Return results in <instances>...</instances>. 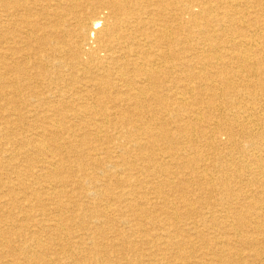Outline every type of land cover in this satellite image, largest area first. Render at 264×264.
Instances as JSON below:
<instances>
[{"label": "bare ground", "instance_id": "6f19581e", "mask_svg": "<svg viewBox=\"0 0 264 264\" xmlns=\"http://www.w3.org/2000/svg\"><path fill=\"white\" fill-rule=\"evenodd\" d=\"M0 93L17 112L15 121L21 120V110L37 113L44 118L39 136L52 138L48 145L42 138H29L31 150L16 148L26 161L65 152L81 171L85 161L111 165L126 175L116 180L121 183L118 193L96 182L81 193L97 202L105 199L95 229L84 224L77 235L62 233L79 236L76 248L85 251L81 260L264 264V0H0ZM24 99L20 109L14 105ZM49 111L61 122L64 114L58 113L70 111L100 116L102 123L94 120L81 128L68 122L62 128ZM17 122L12 124L19 127ZM72 132L79 138L73 139ZM19 145L26 147L25 142ZM46 160L42 156L41 161ZM53 168L43 174L54 176ZM60 182L66 188V182ZM143 182L150 186L140 189ZM149 193L155 201L149 200ZM73 196L68 198L75 203ZM110 197L114 201L108 202ZM61 203L55 206L60 212L53 228L57 239L63 237L57 231L64 223L76 221ZM85 203H76L77 209L89 207ZM122 222L129 224V232L121 231ZM23 229L16 227V236L23 237ZM111 229L113 237L107 238ZM31 233V240L40 236ZM87 236L90 247L82 245ZM60 249L71 260L68 264H75L80 254ZM125 250L139 251L144 259H127ZM112 252L119 255L110 256ZM22 253L25 261L15 263H52L27 249ZM165 254L172 257L168 263Z\"/></svg>", "mask_w": 264, "mask_h": 264}, {"label": "rangeland", "instance_id": "374dc122", "mask_svg": "<svg viewBox=\"0 0 264 264\" xmlns=\"http://www.w3.org/2000/svg\"><path fill=\"white\" fill-rule=\"evenodd\" d=\"M0 133L1 135L0 136H7L6 139L5 138H2L0 137V264H14L16 261L14 260H17L18 263L20 262H24L25 259H26V256L21 252L24 249H27L28 251H30L32 253L33 250L31 249H34L33 253L36 255V256H39L40 258H42L43 260H48L47 263H51V260H52V263L51 264H54L55 260L58 262H62L64 264H68L71 260L66 256H62L61 254V247H66V248H69L72 252H78L80 254L76 256V258H74V261H75V264H88L87 261L85 260H81L80 258L84 257L82 255H85V251L83 250H79V248H76V242L78 240V237L79 236H74V237H69V236H65L63 235L62 233L63 232H69V231H73L75 233V235H77L78 233H80L82 230H80L82 227H84V224L88 225L89 227H92V230L95 229L94 226H97L99 225L98 222H97V217H98V211H100L99 206H101L104 202H105V199L102 200V203L101 202H97L98 199H95L93 197H83L82 194H86L87 191L90 190V187L92 189V186L94 184H92V182H96L95 185L98 187L100 185H103L104 186V190L106 189L109 193L110 192H114V193H118L119 189H120V186H121V183L119 181L121 180H124L123 178L126 177L125 173L123 171H117L118 169H116V167H110L109 166H106L105 164H95V165H89V164H86V162L84 161L83 164L85 166V170L84 171H81L80 168L77 166V164L71 162L72 159L71 157L69 156V154L63 152V153H60L57 154V155H53L50 153V157H48L47 153L42 155L43 157H46L47 156V160L46 162H42L41 161V158L42 156H37V158L39 159H34V160H29V161H26L25 158H23V155H19V154H16V152L18 151H25L29 148V150H31L33 147L32 145H30L27 140L29 138H33V139H38V138H42L39 136V134L41 132L40 129H42V120L44 118H42V116H38L37 113H34V112H24L21 110L22 112V117H21V120H19V122L15 121L17 119V112L16 111H11L9 109V107L11 106V104H7V101L5 99H3L4 97L6 96H2L3 94L0 93ZM3 97V98H2ZM2 98V99H1ZM25 102V99L24 100H16L15 102V106H17L18 108L22 107L23 104ZM18 103V104H17ZM5 105V106H4ZM19 108V109H20ZM9 111L11 113H9ZM65 113H58V114H64L63 118V122H61L59 120V116H56V115H51V111L47 112V114H50V118H55L57 120L60 121V127H64V125H66V123L68 122H72L74 124V127H85V125H89L90 122H93L94 120H96V122H100L102 123L101 121V117L100 116H90L87 114H73L71 113L70 111H64ZM68 112V113H67ZM8 114V115H7ZM11 114L13 116H11ZM6 117H4V116ZM10 115V116H9ZM31 115V116H30ZM69 115V116H68ZM85 115V116H84ZM30 116V117H29ZM56 116V117H55ZM90 116V117H89ZM10 117V118H9ZM58 117V118H57ZM76 117V118H75ZM80 117V118H79ZM84 117V118H83ZM87 120H91V121H87ZM98 117V118H97ZM100 117V118H99ZM3 118V119H2ZM26 120H25V119ZM66 118V119H65ZM73 118V119H72ZM93 118V120H92ZM97 118V119H96ZM35 119V120H34ZM81 119V120H80ZM84 119V120H83ZM17 122V124L19 125V127L16 125V124H12L14 122ZM23 121V122H22ZM21 122V123H20ZM74 122H77V123H74ZM6 123V124H5ZM8 123V124H7ZM10 123V124H9ZM65 123V124H64ZM87 123V124H86ZM2 124V125H1ZM22 124V125H21ZM25 124V126H24ZM35 126L37 127V129L35 130ZM41 126V127H40ZM34 127V128H33ZM20 128V129H19ZM12 131H10V130ZM16 129V130H15ZM1 130H3V132H1ZM40 130V131H39ZM16 131V132H15ZM19 131V132H18ZM70 132V131H68ZM24 133V134H23ZM39 133V134H38ZM72 138L73 139H77L79 138L78 135L74 132H72ZM65 134V133H64ZM70 134V133H69ZM75 134V135H74ZM10 135V136H9ZM29 135V136H28ZM12 136V137H11ZM27 136V138H26ZM34 136V137H33ZM50 137V138H48ZM55 138V137H54ZM53 138V139H54ZM57 138V137H56ZM43 139V138H42ZM51 141V136H45V142L46 144L48 145ZM11 140V141H10ZM18 140V141H17ZM26 140V141H25ZM14 141V142H13ZM19 141L20 143H26V147L23 146V148H19L21 147L19 144ZM49 142V143H48ZM5 143V144H4ZM75 143V142H74ZM13 145V146H12ZM16 145V146H15ZM30 145V146H29ZM14 147V148H13ZM76 147L77 149H80L81 146H74ZM19 149L17 150L16 152H14L15 149ZM51 147H49L50 149ZM13 149V150H12ZM3 150V151H2ZM9 151V152H7ZM11 151V152H10ZM209 152L212 154V150H209ZM55 153V152H54ZM6 154V155H5ZM66 154V155H65ZM17 155V156H16ZM63 155V156H61ZM65 155V156H64ZM9 156V158H8ZM13 156V157H12ZM52 156H55V157H52ZM57 156V157H56ZM69 156V157H68ZM102 156V155H100ZM5 157V158H4ZM22 157V158H21ZM40 157V158H39ZM12 161H11V159ZM20 158V159H18ZM48 158H53L52 161L51 159H48ZM7 159V160H6ZM55 159V160H54ZM215 158H211V160L213 161ZM16 160V161H15ZM18 160V162H17ZM21 160V161H20ZM38 160V161H37ZM64 160H67L66 162L63 163V165H60L59 162L58 164L54 165L56 163V161H64ZM36 161V162H35ZM41 163H40V162ZM55 161V163H54ZM3 164H2V163ZM25 162V163H24ZM29 162V163H28ZM36 164H35V163ZM6 163V164H5ZM213 163V162H212ZM17 164V165H16ZM26 164V165H25ZM29 164V165H28ZM11 165H12V168L11 169ZM14 165V166H13ZM90 167H89V166ZM20 166V167H19ZM29 166V167H27ZM39 166V167H38ZM42 166H52L51 168L54 169L53 167H56L55 169V173L53 174L54 176H52V173L49 175H44L43 173H46V172H49L50 170H52L51 168L50 169H47L45 170L46 172H44L43 170H40L39 168L42 167ZM74 168H73V167ZM94 166V167H93ZM100 171H99V169ZM8 167V168H7ZM23 167H27V168H23ZM68 167V168H67ZM5 168V169H4ZM35 168V169H34ZM38 168V169H37ZM78 168V169H77ZM17 169V170H15ZM31 169V170H29ZM91 171H90V170ZM95 169H97L95 171ZM12 170V171H11ZM21 172H20V171ZM79 170V171H78ZM87 170V172H86ZM115 170V171H114ZM17 171V172H15ZM34 171H35V174H34ZM60 171V172H59ZM81 171V172H80ZM174 171H176L174 169ZM13 172H15L13 174ZM34 174H32V173ZM64 174H63V173ZM66 172V173H65ZM73 172V173H72ZM75 172V173H74ZM25 173V174H24ZM61 173V174H60ZM96 173V174H95ZM106 173V174H105ZM31 176H30V175ZM121 174V175H120ZM13 175V177H12ZM68 175V176H67ZM82 175V176H81ZM85 175V177H87L85 180H82L84 178H82L83 176ZM95 176V179L97 178L96 181H93L92 177ZM113 175H116L117 177H114ZM37 176V177H36ZM50 176V177H48ZM67 176V177H66ZM29 177V178H28ZM33 177V178H32ZM8 178V179H7ZM35 178V179H34ZM46 178H49V179H53L52 181L51 180H48ZM104 178V179H103ZM22 179H23V183H22ZM78 179V180H77ZM82 181H81V180ZM91 179V180H89ZM115 179V180H114ZM119 180V181H116V180ZM3 180V181H2ZM108 180V181H107ZM244 180H245V177H244ZM243 180V181H244ZM12 181H15V182H12ZM26 181V183H25ZM34 183H33V182ZM36 181V182H35ZM42 181H45L42 182ZM49 182L50 184V187L48 185L47 182ZM50 181L52 183H50ZM60 181H65L66 182V188H64L62 185H60ZM71 181V182H70ZM78 181V182H77ZM90 181V182H89ZM101 181V182H100ZM32 184H31V183ZM38 182V184H37ZM55 182V183H54ZM69 182V183H68ZM80 182V183H79ZM112 182V183H110ZM116 182V183H115ZM6 183V184H4ZM8 183V184H7ZM28 183V184H27ZM43 183V184H42ZM73 183V184H72ZM101 183V184H99ZM105 185H104V184ZM3 184V185H2ZM21 184V185H20ZM52 184V186H51ZM54 184V185H53ZM58 186H57V185ZM79 184V185H78ZM84 184V185H83ZM90 184V185H89ZM108 184H111V185H108ZM118 184V185H116ZM143 185H141L142 187H140V189H147L148 186H150L149 184L147 183H142ZM7 185V186H6ZM9 185V186H8ZM15 185V186H14ZM28 185V186H27ZM72 185V186H71ZM83 187H82V186ZM88 185V186H87ZM146 185V187L144 186ZM12 187L11 188H8V187ZM31 186V187H30ZM43 186H45V188H43ZM61 186V188H60ZM71 187L69 189V187ZM76 186V187H75ZM107 186V187H106ZM4 187V188H3ZM37 187V188H36ZM41 189H39V188ZM48 187V188H47ZM78 187H79V190H78ZM82 187V188H80ZM113 187V188H112ZM8 188V189H7ZM20 188V189H19ZM31 188V189H30ZM36 188V189H35ZM47 188V190H45ZM52 188V189H51ZM57 188V189H56ZM60 188V189H59ZM14 189H18L17 191H15ZM28 189V190H27ZM33 189V191H32ZM43 189V190H42ZM69 189V190H68ZM44 190L46 192V194H42V192L44 193ZM53 190V191H52ZM75 190V191H74ZM81 190V191H80ZM86 190V191H85ZM111 190V191H110ZM15 191V192H14ZM68 191V192H67ZM80 191V192H79ZM3 192V193H2ZM19 192V193H18ZM52 192V194H51ZM60 192V194H59ZM64 192V194H63ZM79 192V193H78ZM5 193V196H3ZM72 193V194H76L77 196L80 195L81 197H77V196H73V200L75 203H73L72 201V198H68L69 197V194ZM82 193V194H81ZM2 194V195H1ZM38 194V195H36ZM42 194V195H41ZM55 194V195H54ZM67 196H66V195ZM84 194V195H85ZM187 197L189 195V193H184ZM8 195V196H7ZM24 195V196H22ZM33 196V197H32ZM52 196V197H51ZM15 197V198H14ZM21 197V198H20ZM25 197V198H24ZM39 197H40V200H39ZM49 197H51V199H54V200H51ZM58 197H61L60 200ZM148 197H149V200H152V201H155L156 198L155 195L153 193H149L148 194ZM13 198V199H12ZM20 198V199H19ZM42 198V199H41ZM56 198V199H55ZM58 198V199H57ZM77 198V199H76ZM151 198V199H150ZM8 199V200H6ZM71 199V200H70ZM109 201H114L113 200V197H110V198H106ZM47 200V202H46ZM50 200V201H48ZM81 200V202H80ZM90 200V201H89ZM38 201V202H37ZM56 201V203H55ZM60 201V202H58ZM94 201V202H93ZM9 202V203H8ZM27 202L29 203V205L27 204ZM62 202V203H61ZM65 202V203H64ZM87 202V203H85ZM17 203V204H16ZM32 203V204H31ZM38 203V205H37ZM54 203V204H53ZM59 203H61L62 205H64V208L65 210H67V214H70L71 216H75L76 217V221L73 222V225L71 223H67L65 224L64 223V228L58 230L57 232L59 234H62L63 237L62 239H57L56 237L54 238V232H53V228H54V224L56 222V216L60 213V212H57L56 210H58L57 207H55L56 205H58ZM67 203V204H66ZM72 203V204H71ZM84 204L85 203V208L83 211H80L78 208V204ZM101 203V204H100ZM14 204V205H13ZM44 204L45 205V208H44ZM53 204V205H52ZM93 204V205H92ZM95 204V205H94ZM7 205V206H6ZM20 205V207H19ZM26 205V206H25ZM50 207H49V206ZM73 205V206H71ZM87 205V206H86ZM8 206H11V207H6ZM32 206V207H31ZM36 206V208H34ZM52 206V207H51ZM23 207V208H22ZM27 207V208H26ZM43 207V209H42ZM72 207V208H71ZM75 207V208H74ZM99 207V208H98ZM115 206H112L111 208H114ZM12 208V210H10ZM37 208H40V209H37ZM48 208V209H47ZM55 211H54V209ZM71 208V209H70ZM96 208V209H95ZM98 208V210H97ZM3 209V210H2ZM17 209V210H15ZM30 210V213H29V210ZM32 209V210H31ZM2 210V211H1ZM5 210V211H4ZM10 212H9V211ZM25 211L23 213H21V211ZM71 212H70V211ZM93 210V211H92ZM96 210V211H94ZM8 211V212H7ZM13 211V212H12ZM16 211V212H15ZM40 211H42L40 213ZM49 211V213H47ZM91 211V212H90ZM3 214H2V213ZM6 212V213H5ZM80 212V214H78ZM88 212V213H87ZM8 213V214H7ZM26 213V214H24ZM29 213V214H28ZM84 213V214H83ZM90 213V214H89ZM91 213H94V214H91ZM96 213V214H95ZM16 214V215H14ZM44 214V215H43ZM73 214V215H72ZM7 215V216H6ZM36 217H35V216ZM42 215V216H41ZM50 215V216H49ZM78 215V216H77ZM81 217H80V216ZM89 218H86L87 216ZM113 215V216H112ZM111 217L113 218H116V216L114 214H112ZM149 214H147L148 216ZM44 216H46L47 218H45ZM86 216V217H85ZM93 216V217H92ZM44 217V218H43ZM78 217V219H77ZM13 218V219H12ZM91 218V219H90ZM128 218H132V216L130 217L128 215ZM12 219V220H11ZM44 219V221H43ZM15 220V221H14ZM36 222H35V221ZM47 220V221H46ZM12 221V222H11ZM15 223H14V222ZM18 221V222H17ZM21 221V222H19ZM39 221V222H38ZM49 221V222H48ZM79 223H78V222ZM82 221V222H81ZM86 221V222H85ZM93 221V222H92ZM8 222V224H7ZM25 222V223H24ZM85 222V223H83ZM12 223V224H11ZM19 223V224H18ZM76 223V224H75ZM78 223V224H77ZM27 224V225H26ZM37 224V225H36ZM95 224V225H94ZM14 225V226H13ZM24 225V226H23ZM42 225V226H41ZM72 225V226H71ZM121 231H124L125 233L129 232V224H126V223H118ZM118 225L116 227H118ZM125 225V226H124ZM17 229L19 228H24L23 231H22V234H23V237H19V236H16L17 235V232L19 230H16V227ZM19 226V227H18ZM32 226V227H31ZM41 226V227H40ZM50 226V227H49ZM71 226V227H70ZM40 227V228H39ZM67 227V228H66ZM81 227V228H80ZM118 227V228H119ZM122 227V228H121ZM13 228V229H12ZM28 228V229H27ZM52 228V229H51ZM68 228H71L70 230ZM117 228V229H118ZM30 229V230H29ZM65 229V230H64ZM106 229H109V227H106ZM6 230V231H5ZM11 230V231H10ZM50 230V231H49ZM76 232H75V231ZM79 230V232H78ZM30 231V232H28ZM35 232L37 231V233L40 234V236H38L36 238V240H31V235L32 233L31 232ZM41 231V232H40ZM52 231V233H51ZM61 231V232H60ZM109 231V234H107V238H111L113 237L111 234L114 233V231L111 229V230H108ZM3 233V234H2ZM6 233V235H5ZM11 234V236H10ZM49 234V235H48ZM9 235V236H8ZM28 235V237H27ZM48 235V236H47ZM109 235V236H108ZM7 237V238H6ZM51 237V238H50ZM69 237V238H68ZM89 236L85 237V241H84V244H82L83 246H86L89 247L92 246L90 243H92L91 240H87L86 238H88ZM3 238V240H2ZM30 238V239H29ZM54 238V239H53ZM71 238V241H68L70 240ZM5 239V240H4ZM11 239V240H10ZM18 239V240H17ZM23 239V240H22ZM27 239V240H25ZM56 239V241H54ZM75 239V240H74ZM92 239V238H91ZM130 239L131 240H136L135 236H130ZM28 240L31 242H28ZM39 240L37 243L35 241ZM45 240V241H44ZM57 240H62L61 242L57 241ZM67 240L66 243L69 242V244H66L65 241ZM93 240V239H92ZM97 242H101V241H105V239H102L101 238H98L96 239ZM101 240V241H100ZM123 239H119L117 240V242H121ZM23 241V242H21ZM34 241V242H33ZM44 241V242H43ZM87 241V242H86ZM12 242V243H11ZM26 242V243H25ZM48 242V243H47ZM119 242V243H120ZM123 242V241H122ZM8 243V244H7ZM14 243L16 244V246L14 245ZM22 243V244H21ZM30 243V244H29ZM40 243V244H39ZM85 243H88V245ZM28 244V246H27ZM34 244V246H33ZM38 244V245H36ZM46 244V245H45ZM49 244V245H48ZM54 244V245H53ZM66 244V245H65ZM2 245V247H1ZM52 245V246H51ZM142 244H139L138 247L139 248H142V249H145L147 247V245H143L141 246ZM16 247L18 248V250L16 249ZM31 249H30V248ZM38 247V248H36ZM144 247V248H143ZM8 248V250H7ZM43 248H46L45 251L41 250ZM21 249V250H20ZM30 249V250H29ZM38 249V250H37ZM56 249H58L56 251ZM75 249V250H74ZM42 252H41V251ZM6 251V252H5ZM14 251V252H12ZM19 251V252H18ZM36 251V252H35ZM39 251V252H38ZM60 252V254L58 253ZM13 253H19L18 255H13ZM27 255L28 257L30 256V254ZM32 253V254H33ZM40 253H43L40 254ZM55 253V254H54ZM125 253V254H124ZM129 253V254H128ZM135 253H138V254H135ZM140 252L137 251V252H133L130 250L127 251L125 250L123 252V255L127 258V259H133L136 257L137 260L140 259H144V256H142L141 254H139ZM142 253V252H141ZM10 254V255H9ZM38 254V255H37ZM53 254V255H52ZM110 256H113L115 255L116 257L119 255V254H114L113 252L112 253H109ZM130 254H132L130 256ZM6 255V256H5ZM42 255V257H41ZM47 255V256H46ZM135 255V256H134ZM138 255V256H137ZM141 255V256H140ZM22 258H21V257ZM53 256V257H52ZM82 256V257H81ZM114 256V257H115ZM140 256V257H139ZM58 257V259H57ZM63 257V258H62ZM75 257V256H74ZM115 257V258H116ZM133 257V258H132ZM142 257V258H141ZM164 257H168L167 259L164 258L165 260H167V263L169 260H172V257L171 256H168L167 254L164 255ZM171 257V258H170ZM17 258V259H16ZM48 258V259H47ZM56 258V259H55ZM67 258V259H66ZM113 258V257H112ZM113 258V259H115ZM11 259V260H10ZM51 259V260H50ZM54 259V260H53ZM65 259V260H64ZM69 259V260H68ZM169 259V260H168ZM61 260V261H60ZM64 262H63V261ZM67 260V261H66ZM82 261V262H81ZM11 262V263H10ZM79 262V263H78ZM122 262V263H121ZM125 262V263H124ZM144 262H147L144 260ZM18 263H15V264H18ZM117 264H133V263H127L125 260H122L120 262H118Z\"/></svg>", "mask_w": 264, "mask_h": 264}]
</instances>
